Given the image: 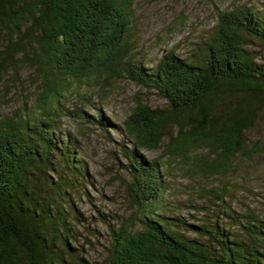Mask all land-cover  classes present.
I'll return each instance as SVG.
<instances>
[{
    "label": "trees",
    "instance_id": "trees-1",
    "mask_svg": "<svg viewBox=\"0 0 264 264\" xmlns=\"http://www.w3.org/2000/svg\"><path fill=\"white\" fill-rule=\"evenodd\" d=\"M132 13L133 0H0V69L28 65L40 89L32 109L0 118V264H89L77 254L75 200L91 175L76 136L58 124L62 109L75 110L106 131L100 110L96 118L68 108L71 88L120 78L165 105L137 98L122 124H112L129 144L118 141L132 213L111 229L101 264H264L263 218L227 205L220 188L209 191L217 209L199 222L160 212L165 173L142 154L164 144V154L188 162L193 149L207 147L190 163L204 174L251 157L246 132L264 108V58L255 60L246 44L249 36L264 50V19L248 6L220 9L196 61L169 51L147 65L129 51Z\"/></svg>",
    "mask_w": 264,
    "mask_h": 264
},
{
    "label": "rangeland",
    "instance_id": "rangeland-1",
    "mask_svg": "<svg viewBox=\"0 0 264 264\" xmlns=\"http://www.w3.org/2000/svg\"><path fill=\"white\" fill-rule=\"evenodd\" d=\"M234 6H248L264 19V0H133L127 35L129 51L147 65L156 64L169 51L194 62L213 31L218 10ZM247 40L246 49L255 60H262L264 50L260 42L249 36ZM30 71L28 65L18 68L16 73L7 74L0 69V118L16 117L24 107H34L40 92L39 79ZM108 83L103 88L93 83H74L67 105L70 109L77 106L96 118L100 110L106 117L103 122L108 123L106 131L79 118L75 110L69 114L62 109L58 124L60 130L76 136L91 175L92 185L87 194L80 196L77 192L75 200L80 222L77 254L89 264L102 263L111 242V229L118 228L132 213L125 187L129 176L121 166L125 160L118 141L125 139L124 143H128L123 131L112 124H122L137 98L151 108L165 105L155 91L140 88L128 79H112ZM256 118L257 123L246 132L245 147L251 157H242L225 173L204 174L191 169L193 153H207V147L193 149L190 162L164 154V144L158 149L143 150L148 159L161 163L167 180L158 201L159 211L199 222L205 213L217 209V199L209 191L220 188L224 189L227 205L239 212L252 211L264 219V108Z\"/></svg>",
    "mask_w": 264,
    "mask_h": 264
}]
</instances>
